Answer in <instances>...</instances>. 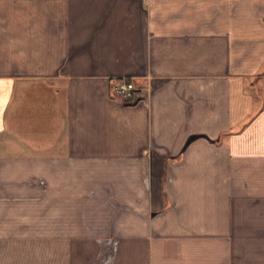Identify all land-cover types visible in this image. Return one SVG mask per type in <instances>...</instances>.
<instances>
[{
	"label": "crops",
	"instance_id": "obj_1",
	"mask_svg": "<svg viewBox=\"0 0 264 264\" xmlns=\"http://www.w3.org/2000/svg\"><path fill=\"white\" fill-rule=\"evenodd\" d=\"M0 264H264V0H0Z\"/></svg>",
	"mask_w": 264,
	"mask_h": 264
},
{
	"label": "built area",
	"instance_id": "obj_2",
	"mask_svg": "<svg viewBox=\"0 0 264 264\" xmlns=\"http://www.w3.org/2000/svg\"><path fill=\"white\" fill-rule=\"evenodd\" d=\"M135 87L136 85L132 80L124 78L118 81V83L115 85V90L123 97H127L130 95L131 91L135 89Z\"/></svg>",
	"mask_w": 264,
	"mask_h": 264
}]
</instances>
